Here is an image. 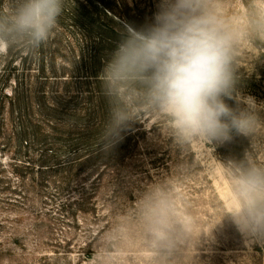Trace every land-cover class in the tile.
<instances>
[{
    "label": "rangeland",
    "instance_id": "obj_1",
    "mask_svg": "<svg viewBox=\"0 0 264 264\" xmlns=\"http://www.w3.org/2000/svg\"><path fill=\"white\" fill-rule=\"evenodd\" d=\"M104 3L111 19L126 29L150 22L158 0ZM219 11L241 30L237 89L264 107V35L247 34L252 0H223ZM132 108L134 137L108 151L111 157L85 159L71 195L45 185H37L40 193L30 201H22L12 185L0 194V264H159L139 220L142 201L154 192L166 194L176 217L188 224V234L178 237L164 264H264V243L245 239L223 215L233 201L220 174L221 162L239 160L246 152L264 164V129L243 137L245 146L237 151L228 152L227 142L182 146L165 120L135 102ZM260 115L264 119V111ZM13 149L0 144V162L8 171Z\"/></svg>",
    "mask_w": 264,
    "mask_h": 264
},
{
    "label": "clouds",
    "instance_id": "obj_2",
    "mask_svg": "<svg viewBox=\"0 0 264 264\" xmlns=\"http://www.w3.org/2000/svg\"><path fill=\"white\" fill-rule=\"evenodd\" d=\"M223 0H158L150 22L128 26L100 74L110 105L121 91L148 113L166 121L177 144L212 146L234 135L255 137L264 129V107L237 89V51L241 30L219 11ZM264 3V0H261ZM252 0L248 35H264V6ZM65 0H18L0 9V54L13 48L37 51L47 42L64 10ZM131 119L120 102L110 107L108 127ZM117 136L119 132L115 133ZM232 204L224 212L245 238L264 243V164L253 152L220 163ZM139 220L147 245L164 264L188 224L174 214L163 193L144 198Z\"/></svg>",
    "mask_w": 264,
    "mask_h": 264
},
{
    "label": "trees",
    "instance_id": "obj_3",
    "mask_svg": "<svg viewBox=\"0 0 264 264\" xmlns=\"http://www.w3.org/2000/svg\"><path fill=\"white\" fill-rule=\"evenodd\" d=\"M17 2L0 0V9ZM108 10L104 0H65L57 27L37 51L0 54V144L15 154L12 171L0 162V194L12 185L22 201H30L40 193L37 185H45L71 195L85 159L110 156L134 137L133 97L121 91L110 105L100 86L102 69L126 31ZM120 102L131 109V119L128 128L113 130L109 111ZM243 137L234 135L228 152L242 149Z\"/></svg>",
    "mask_w": 264,
    "mask_h": 264
}]
</instances>
